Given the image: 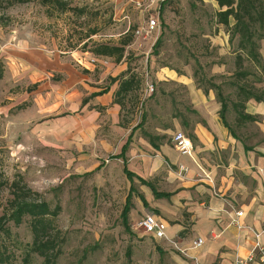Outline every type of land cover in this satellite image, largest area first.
I'll use <instances>...</instances> for the list:
<instances>
[{"label": "rangeland", "instance_id": "1", "mask_svg": "<svg viewBox=\"0 0 264 264\" xmlns=\"http://www.w3.org/2000/svg\"><path fill=\"white\" fill-rule=\"evenodd\" d=\"M66 2L76 9L61 12L56 4L44 5L43 0H14L11 5L2 0L0 5V178L10 182L20 176L51 207L60 206L54 220L57 231H52L60 252L52 264H177L172 249L162 247L138 226L140 211L136 219L128 215V226L123 221L126 196L137 182L132 184L124 175L121 160L110 157L116 154L122 135L111 134L109 149L98 146L100 155L94 159L103 163L91 171L81 168L83 161H87L84 165L93 162L90 149L68 145L67 157L65 131L58 126L56 140L49 138V128L59 124L58 104L67 96L61 80L65 68L84 72L74 57L89 53L105 61L97 64L94 78H98L99 67H112L115 60L93 54L94 44H118L131 34L121 61L126 63L123 72L137 83L123 98L122 122H137L143 115L150 122H169L178 92L181 104L188 106L186 92L164 74L174 70L191 77L196 87L220 85L227 98V121L241 133L246 129L235 125L230 106L238 99L235 84L264 87V49L259 63L243 60L238 65L226 28L214 22L216 9L202 0H166L159 9L149 0ZM149 15H158V30L150 38L137 37L134 31ZM238 70L248 75L239 79L235 77ZM71 115L67 118L75 120ZM101 118L103 134L110 133V117L100 114L91 121ZM133 191L132 207L137 195ZM9 196L7 188L0 192V205ZM6 225L10 234L0 233V244L13 254L15 264H42L43 258L36 253H29L27 262L24 259L33 239L28 221Z\"/></svg>", "mask_w": 264, "mask_h": 264}, {"label": "crops", "instance_id": "2", "mask_svg": "<svg viewBox=\"0 0 264 264\" xmlns=\"http://www.w3.org/2000/svg\"><path fill=\"white\" fill-rule=\"evenodd\" d=\"M202 1L219 10L216 1ZM263 49L264 39L260 41V57L264 55ZM91 58L89 53L86 57H74L75 64L84 72L70 66L65 68L61 80L65 82L67 96L64 103L58 104L59 124L49 128V138L56 140L58 126L65 131L67 157L73 145L81 150L84 146L90 149L89 159L93 162L84 165L87 161H83L81 168L91 171L101 168L103 163L94 159L100 155L98 146L101 150L109 149L111 134L122 135L124 138L113 154L120 157L113 159L121 160L122 171L132 184L137 182L135 188L130 187L123 207L128 208L127 222L128 215L136 219L138 211L163 221L167 237L185 251L178 252L167 240L158 239L162 247L172 249L177 264H233L236 257L246 256L254 237L246 229H237L232 222L235 211L241 210L243 214L238 218L241 224L256 229L264 227V102L249 99L244 111L256 120L241 122L239 127L246 131L240 133L234 129L232 134L220 119L221 106L213 90L204 93L191 77L166 70L167 79L186 92L188 106L181 104L182 96L178 92L169 122H150L145 115L137 122H122V108L113 101L118 87V81L113 78L123 72L126 63L120 59L112 67H99L98 78H94L97 64L105 61L96 58L91 63ZM52 64L57 66L56 62ZM106 77L108 83L101 86ZM261 78L264 80V75ZM261 89L264 91V87ZM100 114H105L108 120L110 117L108 134H103L102 118L91 121ZM69 115L75 116V120H69ZM178 130L192 137L190 155L174 147L172 137ZM180 164L187 168L181 175ZM133 189L137 193L134 207L130 205ZM197 238L203 239L200 247L194 246Z\"/></svg>", "mask_w": 264, "mask_h": 264}, {"label": "trees", "instance_id": "3", "mask_svg": "<svg viewBox=\"0 0 264 264\" xmlns=\"http://www.w3.org/2000/svg\"><path fill=\"white\" fill-rule=\"evenodd\" d=\"M24 1V0H18ZM219 10L214 13V22L223 25L229 34V41L234 46L237 53L238 65L243 60L259 63L260 60V41L264 39V0H214ZM14 0H7L8 4H12ZM44 5H52L59 8L61 12L73 11L76 8L67 4L66 0H43ZM2 0H0V5ZM3 5V4H2ZM81 13L83 10H79ZM233 20V23L230 22ZM94 34L95 30H91ZM131 41V34L118 44L96 43L91 52L95 55L113 57L115 61H119L125 51V46ZM157 41V40H156ZM156 43V42H155ZM158 44V42H157ZM127 72H122L113 80L118 81V87L114 92V102L123 108V98L126 94L134 89L137 80L131 76H126ZM248 73L244 70L235 72V77L244 78ZM3 76V66L0 62V79ZM210 83V82H209ZM237 87V100L231 102V108L235 113V125L239 126L241 122H252L256 120L244 111L245 103L249 99L264 102V91L262 89L249 88L244 84H235ZM204 93L209 89L213 90L216 98L220 103L219 115L222 123L233 134L232 127L227 119L226 112L228 109L227 98L221 92V86L218 84H209L206 87L198 86ZM190 140L192 137L188 135ZM120 157V154L110 156ZM125 163V162H124ZM126 173L127 169L125 168ZM129 174V173H128ZM5 188L9 191V198L4 205H0V233L4 235L10 234V229L6 225L12 221L15 225H19L24 221H28L31 233L33 235L32 242L28 247L29 253H36L43 258L42 264H52L59 255L58 242L52 231L56 230L54 220L59 213L60 206L51 207L49 202L43 199L38 192L32 190L22 179L17 176L8 182L5 178H0V192ZM127 206L123 209V221L127 224ZM57 231V230H56ZM0 264H15L14 256L11 252L0 244ZM27 264V263H26Z\"/></svg>", "mask_w": 264, "mask_h": 264}, {"label": "built area", "instance_id": "4", "mask_svg": "<svg viewBox=\"0 0 264 264\" xmlns=\"http://www.w3.org/2000/svg\"><path fill=\"white\" fill-rule=\"evenodd\" d=\"M166 0H149V5L156 4V7L159 9L160 5L165 2ZM138 4H140V1H137ZM159 28V20L158 15H149L144 23L143 26L138 27L134 34L137 37L147 39L150 38ZM96 57L92 56L90 59L91 63H95ZM148 90L151 92L153 90V85L147 84ZM172 141L174 144V147L177 151H179L182 154H188L190 155L193 149L192 142L190 138L181 130L176 131L173 134ZM186 167L182 164L179 165L178 174L181 175L182 172L186 171ZM243 212L241 210L235 211V219L233 220V225L241 230L246 229L249 232L252 233L254 237L253 246L250 249L249 253L246 256L243 257H236L233 264H251L254 261H259L261 263H264V227L260 229H256L253 226L250 225H244L241 224L238 221V218L241 217ZM138 226L142 228V230L147 233L151 234L155 239H165L170 244L173 245L177 250H179L181 253H185L184 250L180 249L177 246V243L173 239H169L166 235V224L163 221H160L156 219L151 214L144 215L139 221ZM203 244L202 238H197L194 241L195 247H200Z\"/></svg>", "mask_w": 264, "mask_h": 264}]
</instances>
